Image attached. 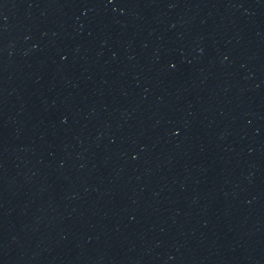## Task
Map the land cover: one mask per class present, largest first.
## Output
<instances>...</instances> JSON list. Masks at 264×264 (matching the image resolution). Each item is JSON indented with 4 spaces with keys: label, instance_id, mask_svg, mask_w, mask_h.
Masks as SVG:
<instances>
[{
    "label": "water",
    "instance_id": "water-1",
    "mask_svg": "<svg viewBox=\"0 0 264 264\" xmlns=\"http://www.w3.org/2000/svg\"><path fill=\"white\" fill-rule=\"evenodd\" d=\"M0 264H264V0H0Z\"/></svg>",
    "mask_w": 264,
    "mask_h": 264
}]
</instances>
